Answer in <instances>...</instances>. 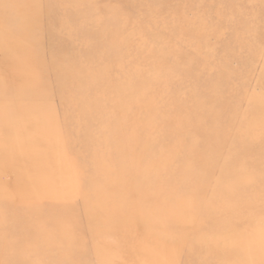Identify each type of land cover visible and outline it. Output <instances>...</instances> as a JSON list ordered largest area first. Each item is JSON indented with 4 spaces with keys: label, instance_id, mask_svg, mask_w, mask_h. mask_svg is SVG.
<instances>
[{
    "label": "rangeland",
    "instance_id": "obj_1",
    "mask_svg": "<svg viewBox=\"0 0 264 264\" xmlns=\"http://www.w3.org/2000/svg\"><path fill=\"white\" fill-rule=\"evenodd\" d=\"M0 1V264H162L109 212L152 197L166 264H264V0Z\"/></svg>",
    "mask_w": 264,
    "mask_h": 264
},
{
    "label": "bare ground",
    "instance_id": "obj_2",
    "mask_svg": "<svg viewBox=\"0 0 264 264\" xmlns=\"http://www.w3.org/2000/svg\"><path fill=\"white\" fill-rule=\"evenodd\" d=\"M11 5H13V4H11L10 2L9 3H6V6L7 7H10ZM4 6V3L3 2H1L0 1V8L1 7H3ZM15 12V11H14ZM18 14H19V12H17ZM178 13V12H177ZM177 18V17H176ZM7 21H8V23L9 24H12L13 22H12V20H9V18L7 19ZM12 28H14V26H11ZM180 28V27H179ZM69 36V35H68ZM67 38V37H66ZM39 46H38V48L36 47V49H37V52H36V55L38 54V52L40 51L39 50ZM29 59L30 60H33V55H30L29 56ZM57 59V58H56ZM75 60H76V57H74L73 55L71 56V61L72 62H75ZM69 63H70V61H68ZM196 75V74H195ZM13 84V86H14V82L12 83ZM11 85L10 84H2V83H0V88L2 87V88H4V87H6V88H10V89H13V88H11L10 87ZM16 87H17V84H16ZM132 134H135V133H132ZM237 137V136H236ZM246 137V136H245ZM248 139V138H247ZM249 140V139H248ZM251 143H253L254 142V140L253 139H250L249 140ZM248 141V142H249ZM181 144V143H180ZM256 146V145H255ZM204 150V149H203ZM198 151V150H197ZM207 151V150H206ZM46 153H51L50 152V150L49 151H47ZM210 153V152H209ZM202 155V154H201ZM189 156H191V155H189ZM50 157H51V155H50ZM56 157V155H53L52 156V158H51V161H54V158ZM19 158H24V156H19ZM50 159V158H49ZM245 159V158H244ZM190 160H191V162L196 166L197 164H199V162H200V160H201V158H199V157H197V155L195 156V157H191L190 158ZM233 167H232V169H235V167H240V165H239V162H237V161H234L233 163ZM244 164V163H243ZM53 169L55 170V177H56V175H59L57 172H58V170H59V172L62 170L61 168H60V166H59V164H56L55 163V161L53 162ZM231 165V164H230ZM245 165V164H244ZM147 167V168H146ZM101 170L102 169H104V167L102 166V165H100V167H99ZM144 168H146L148 171H149V174H150V172H151V169H150V165H145L144 166ZM262 171H264V166L262 167V169H261ZM206 173V172H205ZM62 174H63V172H62ZM53 175V176H54ZM146 180V179H145ZM151 181H152V183H153V179H151ZM251 181H249L248 180V184H250V185H252V184H255L256 186H258V187H263L264 188V177H262V178H260V179H258L256 182L257 183H250ZM145 184H150V187L151 188H154V186H155V184L153 185L152 183H150V182H144ZM144 185V184H143ZM160 188L162 189L163 187H161L160 186ZM165 189V188H164ZM160 190V189H159ZM164 191V190H163ZM170 190H168V189H165V196L166 197H170V196H172V194H174V193H172V191L171 192H169ZM228 191H229V188H228ZM99 193H100V191H99ZM144 193V192H143ZM126 194H128V196H130V193H127L126 192ZM173 197H174V195H173ZM175 199H177V203H178V205H182V203H180V199L179 198H175ZM153 201V202H152ZM159 203V202H158ZM136 204V206L137 205H145V206H147V207H151V205L153 206V209H154V212H158L159 213V215H161V216H163L162 218H165V220H163V221H161L160 222V224H155L154 223V225H152V220L150 221L148 218V216H145L146 217V219L147 220H145V218L143 219V221L142 222H144L145 224H147L148 225V227L146 228V232L147 233H149V235L148 234H146V236H144V235H141L139 238H137V239H135V235L134 234H136V235H138V233H136V232H134L133 233V231H130V232H126V230L127 229H129V228H132V227H134V225H131V223H136V221L139 219H134L135 217V213H134V210H133V208H129L128 206H127V208H121L120 210H119V207H112V208H110L109 210V212L111 213V215H113V216H116L117 217V219L115 218L114 220H118V223L120 224V227H118V226H115L114 227V229H113V231L115 232V233H119V234H121V236L123 237L122 239H125V238H129V239H133V240H129V244L127 245V247H126V251L128 250V253L130 252H135V257H136V259L137 260H139V259H141L140 257H138V255L140 256V255H143L142 254V252H143V250L145 249V251H148V250H151V252L153 253V255H154V261H156L157 263H159V261L161 262L162 260H164V263H162V264H166L165 263V261L168 259V258H170V257H180V248L177 250V251H175L174 249H172V247L171 246H165V244H164V242L161 244H159V243H157L158 242V240H160V239H158L157 240V238H156V235H159L161 232H163V230L166 228V226L168 225V224H170V225H172V222H174V228L175 229H177V230H179V231H182V229L184 230V227L185 226H180V224L182 223L181 222V219H180V215H181V213L179 214V210H180V208H179V210L176 212V213H173L172 211H165V214H164V210H165V207H163V206H159L158 204H157V202L155 201V199L152 197V198H149V200H146V199H144L143 201H141L140 202V204H139V202H137V203H135ZM158 205V206H157ZM229 206V205H228ZM143 209H145V208H143ZM143 209H142V211H143ZM146 212V211H145ZM230 212H232V214H234L235 212H236V210L234 209V208H232L231 209V211ZM231 213H228L227 214V216H229V215H232ZM119 217V218H118ZM230 217H232V216H230ZM196 218V213L194 214V216L190 219V224L185 228V230L187 231V233L190 235V233H194V235L195 234H197V233H199V231L201 230V223H202V217H200V219L198 220V222L195 224V219ZM216 218H219V217H216ZM237 219H238V217H237ZM249 220H250V218H248ZM98 223H100V222H98ZM97 223V224H98ZM144 224V225H145ZM216 224L218 225L219 224V222L217 223V219H216ZM216 225V226H217ZM234 225H235V223L232 225V227L231 228H233L234 227ZM123 226H124V229H123ZM153 226L156 228V229H154L153 228ZM217 227H211L210 229H209V232H213L215 229H216ZM247 229V228H246ZM143 230H145V229H143ZM251 230V229H250ZM231 232V229H229V233ZM254 232V231H253ZM184 233V232H183ZM203 233V232H202ZM256 233V232H255ZM252 235H254V234H252ZM205 236V235H204ZM226 236L227 237H231V236H229V234H226ZM150 237H152V238H150ZM135 240H137V242L135 241ZM140 240V241H139ZM161 241V240H160ZM188 241V240H187ZM185 242H186V240H185ZM193 242H194V240H193ZM216 243L215 244H217V242L218 241H215ZM227 243V242H226ZM182 244V243H181ZM180 244V245H181ZM214 244V246H213V244L210 246L209 245V243H204V240L202 241V242H199V244H198V246L200 247V251H198L197 250V252L198 253H195V259H198V258H200V257H202V255H207V257H210V262L208 263V264H234L236 261H234V260H232L231 258H233L232 256L231 257H229V256H227V255H224L223 257H221V256H219V254H218V251H219V249H217V245H215ZM183 245V244H182ZM181 245V246H182ZM192 246H193V243L192 244H190V249H189V251L192 249ZM183 247H185V245H183ZM151 248H153V249H151ZM52 248H50V249H42V250H46V251H50ZM186 249V248H185ZM130 250V251H129ZM54 251H57V249H54ZM127 253V252H126ZM192 253L193 252H191L190 253V255H192ZM201 253H204V254H201ZM56 254V253H55ZM163 256H166L167 258H164ZM74 257L76 258V255H74ZM74 257H73V255H72V253H71V256H70V258L71 259H68V260H66L67 262H70V261H73V259H74ZM145 260H148V258L147 257H145V258H143L142 260H140V263L141 262H143V261H145ZM159 264H161V263H159Z\"/></svg>",
    "mask_w": 264,
    "mask_h": 264
}]
</instances>
